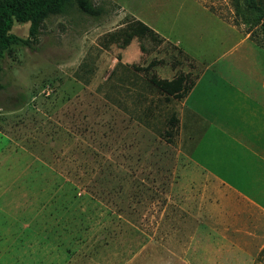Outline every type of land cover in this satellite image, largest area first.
Here are the masks:
<instances>
[{"label": "rangeland", "instance_id": "obj_1", "mask_svg": "<svg viewBox=\"0 0 264 264\" xmlns=\"http://www.w3.org/2000/svg\"><path fill=\"white\" fill-rule=\"evenodd\" d=\"M92 3L99 16H50L0 59V264H264L256 209L189 215L221 198L189 170L179 123L164 134L177 105L147 80L235 57L264 72V0ZM131 20L156 37L105 42Z\"/></svg>", "mask_w": 264, "mask_h": 264}, {"label": "crops", "instance_id": "obj_2", "mask_svg": "<svg viewBox=\"0 0 264 264\" xmlns=\"http://www.w3.org/2000/svg\"><path fill=\"white\" fill-rule=\"evenodd\" d=\"M254 59L248 69L238 70L239 57L231 58L226 70L204 66L183 99L171 98L181 155L192 173L205 178L204 188L221 198L206 208L197 201L205 209L189 215L199 223L204 217L218 221V208L232 201L243 213L249 208L264 215V72Z\"/></svg>", "mask_w": 264, "mask_h": 264}, {"label": "trees", "instance_id": "obj_3", "mask_svg": "<svg viewBox=\"0 0 264 264\" xmlns=\"http://www.w3.org/2000/svg\"><path fill=\"white\" fill-rule=\"evenodd\" d=\"M235 11H240L239 0H232ZM90 17L100 15L92 0H0V59L5 51L15 45L30 46L36 40L42 23L50 16L61 15L69 9ZM14 23L29 25L28 38L21 39L10 31ZM262 31L264 34V15L262 17ZM149 36L156 37V33L139 20L125 22L123 26L107 34V44L122 42L123 46L129 45L134 38ZM1 73V69H0ZM190 73L175 75L172 79H162L157 76L148 77V82L165 96L180 101L191 90L194 79L188 82ZM178 119L174 114L167 120L165 135L171 134V128L178 126Z\"/></svg>", "mask_w": 264, "mask_h": 264}]
</instances>
